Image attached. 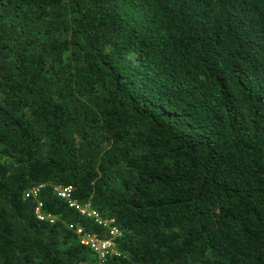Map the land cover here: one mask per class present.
Returning a JSON list of instances; mask_svg holds the SVG:
<instances>
[{
	"label": "trees",
	"instance_id": "trees-1",
	"mask_svg": "<svg viewBox=\"0 0 264 264\" xmlns=\"http://www.w3.org/2000/svg\"><path fill=\"white\" fill-rule=\"evenodd\" d=\"M0 264H264V0H0Z\"/></svg>",
	"mask_w": 264,
	"mask_h": 264
},
{
	"label": "built area",
	"instance_id": "built-area-1",
	"mask_svg": "<svg viewBox=\"0 0 264 264\" xmlns=\"http://www.w3.org/2000/svg\"><path fill=\"white\" fill-rule=\"evenodd\" d=\"M39 187H34L29 190V194L36 198L38 196ZM71 186H54V190L58 197L64 199L69 206L75 207L81 214L94 217L99 223H103L109 227V236L101 238L95 234L87 233L82 231V228L76 227L74 231L79 235L80 242L88 247H90L98 256V259H104L106 256L116 253L115 249V238L119 234V230L113 225L112 219H103L97 212L87 203L82 204L71 194ZM41 202H38L36 207V214L39 218L44 216L40 212ZM69 227L72 228V225Z\"/></svg>",
	"mask_w": 264,
	"mask_h": 264
}]
</instances>
